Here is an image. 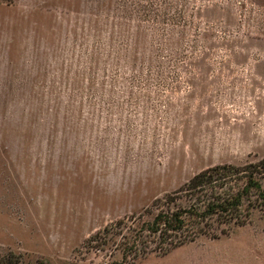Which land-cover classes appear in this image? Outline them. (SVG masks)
I'll use <instances>...</instances> for the list:
<instances>
[{
  "label": "rangeland",
  "instance_id": "374dc122",
  "mask_svg": "<svg viewBox=\"0 0 264 264\" xmlns=\"http://www.w3.org/2000/svg\"><path fill=\"white\" fill-rule=\"evenodd\" d=\"M262 158L264 0L0 1V254L264 264L258 209L219 237L123 253L196 174Z\"/></svg>",
  "mask_w": 264,
  "mask_h": 264
},
{
  "label": "trees",
  "instance_id": "16d2710c",
  "mask_svg": "<svg viewBox=\"0 0 264 264\" xmlns=\"http://www.w3.org/2000/svg\"><path fill=\"white\" fill-rule=\"evenodd\" d=\"M255 209L264 211V158L245 165L210 167L169 194L152 221L139 223L124 256L137 259L150 251L168 253L201 235L219 237L215 229L246 225ZM16 256L0 254V264H21Z\"/></svg>",
  "mask_w": 264,
  "mask_h": 264
}]
</instances>
